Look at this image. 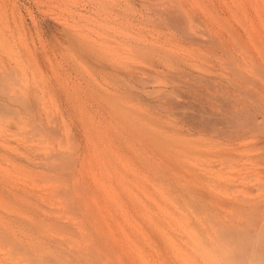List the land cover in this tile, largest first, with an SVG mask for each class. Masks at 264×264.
I'll return each instance as SVG.
<instances>
[{"label": "bare ground", "instance_id": "bare-ground-1", "mask_svg": "<svg viewBox=\"0 0 264 264\" xmlns=\"http://www.w3.org/2000/svg\"><path fill=\"white\" fill-rule=\"evenodd\" d=\"M136 3L133 0H126L125 10L121 9L129 14L130 12L136 13L132 14L140 16L142 19L149 18L150 20H147L150 22L152 19H156L167 30V35L171 38L166 41L180 46L183 53L177 56L165 52L161 57L155 56V59L149 60L150 64L147 69L142 71L135 70L136 67L133 70L130 64L127 66L122 63L128 67L126 68L121 62L118 64V61L110 60L113 65L117 63L123 67L121 69V66L110 67L109 65L113 72V77H111L118 85H121V87L115 85V88L117 87L116 94H118V87L120 91L124 88L128 93L127 95L121 93L124 97L132 94L131 96L134 95L139 99L144 96L147 98L146 101L150 100L151 105H148L151 107L149 109L151 108L154 113L172 116L175 114L174 118L180 117V119L177 118L178 121L177 119L174 121L173 118L174 123H172L175 125L177 121L176 125L170 126L168 130L160 127L151 128L148 133V145L144 146L143 151H139L144 168L140 172L142 177V180L139 179L141 180V182L139 181L140 186L139 183L138 185L136 183L135 186H139L140 195L134 191L132 196L124 195L125 201L122 200L123 203L125 202L133 208V210L127 208L129 211L126 214H130L132 211L135 214L134 216L130 214V219L126 220L128 222L133 220L134 227L132 222L131 225L128 224L132 226L128 227L129 230L121 227V230L127 229L126 233L124 230L121 232L125 235L123 238L126 237V241L123 243L122 240L121 244L119 239L123 238H120L121 235H117L120 233L116 234L118 228L116 231L114 229L122 225V223H117L119 217L116 215L119 213L114 212V209L115 211L117 209L116 205L120 204L116 203V208L112 209L113 198L120 200V196L116 197L118 195L116 192L112 194V191L117 189L115 182L122 183L125 192L129 190L130 186L132 188L133 183L129 185L127 182L129 180L125 181L127 178L123 176L125 174L121 175V168L128 167L126 166L128 162H125L127 159L126 150L134 152L133 145L131 146L129 141L134 142L133 139L138 135L132 128L126 137L123 133L124 125H121L120 127L123 129L118 126L111 138L108 139L107 145H104L106 162L109 163L107 167L115 165V167H108L107 171L112 169L111 173L115 172L118 176L114 174L112 176L110 173L111 177H108L107 174L106 180H98V176L97 180L91 178L92 180L89 181V174L87 172L88 176H86V171H84L85 166L87 167L84 165L87 152L83 153L87 151L86 148L83 152L80 151L81 154L71 157L68 156V153L67 156L60 154L54 150L55 146H53L54 149L51 152L53 155L49 156L51 162L44 164L49 170V172L47 171L49 175L52 172L56 176L53 178L54 176L51 175L53 178L51 180L56 185L53 184V186L55 185L53 187L52 181L50 182L49 189L51 186L52 188L46 189L47 193L49 192L47 196L60 197L61 195L63 197L60 199H63L64 207H61V200L60 207L64 208L67 217L71 214L73 220L74 216L79 220L78 223L74 221L83 229H81L83 231L82 239L77 233L78 239L81 244L82 241L88 243L86 245L83 243L82 247L79 244L78 247L79 242L77 243L76 239L77 246L74 245L75 238L73 237L76 236V232H70L73 230L74 224L70 227L72 220V222L67 220V223L71 222L69 226L66 224V220H64L65 224L62 223L61 216L65 217V213L54 216L51 214L53 211L42 212L39 209H35L32 214V228L35 232L40 233V242L48 241L56 251L47 252V248H42L39 242L36 245L31 243L29 246L17 242L14 235L16 232L19 233L21 227L25 225L22 217L23 209L20 204L22 199L29 194L23 196L25 193L21 190L22 188H17V185L9 179V168L6 163L9 164L15 158H12L13 154H11L12 151L15 152V148L12 149L11 140L18 135L21 136V134H17L19 130L13 122L18 121L16 119L23 115L24 111L31 109L33 103L31 98L22 94L19 78L15 77L11 82L9 77L11 72L6 70L0 73V245L18 248L24 255L25 264H43L46 260H52L55 264H117L114 263V259L108 257H120L116 251L122 250L125 243H127L126 253L124 251L118 253L126 257L127 264H264V36L258 30L255 32L256 36L252 37L251 35L254 31V18L259 17L258 20L261 24L264 23L262 22L263 14L261 15L264 9L262 10V6H260L261 3L264 4V0H200L199 5L196 4L199 12L191 6L187 8L186 3L177 0H163L162 2L159 0L156 5L145 4L142 0H139L138 5ZM133 5H137L139 9H134L136 7ZM78 10L80 12L78 15L85 18L90 26L100 25L106 19L104 0H86ZM137 17H133L132 20ZM56 26L52 23L50 25L52 41L56 42V35H59L60 40L76 52H92L98 48L99 42L107 43V37H104L102 28L94 30V27L88 26V30L97 32V38L94 41L76 37L77 31L74 30H72L74 32L71 30L68 32L69 30L61 29L57 32ZM100 26L104 27L103 24ZM25 28L29 35L34 34V29H37L34 24L31 26L30 23L26 24ZM260 29H263V25ZM229 31L230 39H233L232 43L235 45L234 48L230 43L232 39L229 41L226 37ZM4 32L2 34L4 35V45H20L19 33L10 28ZM6 40H9V44ZM125 43L122 46H125ZM149 43L140 45L135 51L141 55L153 56L156 54V47L153 42ZM107 45H110L109 40ZM110 61L104 60L103 62L111 64ZM100 64L97 63L99 66ZM6 66L7 63H1L0 68L5 69ZM101 66L104 68L102 64ZM118 67L120 69H117ZM188 67L191 71L186 70ZM164 69H170L169 71L172 70L175 73L174 81L163 85L160 82L161 84H158L160 86H156L155 83L159 82L157 80V82H152V85L155 84V88L146 89L148 85L151 86L150 81L157 77L161 78L159 75L170 74V72L165 74ZM186 75H188L187 78H190L188 80L198 79L200 82L194 81V84L197 85L191 86L192 84L189 85L191 82L184 79ZM110 84L113 88V83ZM111 92L115 93V91ZM179 93H183V96H180ZM118 95L115 98L111 93L110 97H113L110 98L111 102L108 100V103L113 104L117 99H120V95ZM131 96L126 98L130 99ZM180 97L183 99L177 101ZM96 99L101 105L103 104L101 97ZM103 100L105 101V99ZM121 100H117V102ZM98 102H96V106L99 105ZM108 103L107 106L109 105L111 108ZM112 109H114L113 112L117 111L115 107ZM108 110L110 111V109ZM35 118H33V122L36 125ZM169 118L165 120L168 122ZM119 120L120 118L117 121L118 124ZM124 120L122 119L123 122H125ZM166 121L164 122L166 123ZM40 122L38 126L34 124L32 126L40 128V124H42ZM159 124L156 123L161 126ZM43 125H45V129L48 124L44 122ZM51 127L50 129L56 133L57 128ZM167 127H169L168 124ZM48 128L49 125L45 129L46 133L43 134L47 137ZM44 129L40 128L39 130L43 132ZM34 131L36 132V129ZM39 132L37 130L36 134ZM8 133L11 134L8 135ZM8 136L11 138L9 139ZM53 137L52 139L49 137L50 139L47 140L54 141ZM55 137L57 144V134ZM38 139L40 140V138ZM105 140L106 136L103 138V141ZM43 141L46 142V139ZM85 144L83 145L86 146ZM30 151L32 154L28 152V156L30 154L34 156L38 152L33 148ZM137 151L134 152V155L137 154ZM39 152L41 153V151ZM16 153L18 154L17 151ZM39 155L41 157V154ZM45 157L48 161L47 153L43 160ZM29 158L33 159V157ZM121 159L123 160L120 161ZM36 160L35 163H38L39 160L43 164L42 158ZM17 161L19 162V160ZM41 169L40 174L42 172H45L44 175L47 174L44 169H42L43 171ZM37 171L39 170H35L36 174ZM38 177L40 176L38 175ZM41 177L43 179L40 181H43L45 176ZM110 179H114V183L110 182ZM46 180L48 181V179ZM70 183L71 186H69ZM113 184L116 187L115 190L112 189ZM110 189L111 191H109ZM27 196L25 198L29 197ZM121 206L123 207V205ZM122 207L121 209H124ZM125 211L126 209L124 213ZM126 214L125 216L128 217ZM115 217H118L117 220ZM106 220L119 225L112 226V228V223L110 222V224ZM104 221L105 224L102 223ZM106 222L110 224L109 228L111 227L113 232L110 231L111 229L108 230ZM102 224L105 225L103 226L105 231L102 229ZM63 229L68 230H66L69 233V235L66 234L67 239L69 236L71 238L67 240L63 237L64 241L66 240L67 245V242L72 243L71 248H68V245L65 252V249L62 250L65 247L59 246L55 237V233H59ZM131 229L137 231L133 232L137 237L130 232ZM46 234L54 237L44 238ZM138 242L139 247L135 245ZM61 250L64 255H61ZM123 257L116 259L117 262L120 260L118 264H123L122 262L125 261Z\"/></svg>", "mask_w": 264, "mask_h": 264}, {"label": "rangeland", "instance_id": "rangeland-1", "mask_svg": "<svg viewBox=\"0 0 264 264\" xmlns=\"http://www.w3.org/2000/svg\"><path fill=\"white\" fill-rule=\"evenodd\" d=\"M133 1H136L137 2L136 4L138 5L139 0H133ZM142 1L145 4H155L156 5L157 3H159V0H142ZM162 1L160 0V2H162ZM177 1L184 2L188 6L187 8H189L191 6L197 12H199L198 11L199 8H197L196 6L199 5L200 0H177ZM84 2H86V0H0V65H1V63H7V66L4 67L5 69L0 68V73L5 72L6 70H10L11 74L9 75V77H10L11 82H13V79L15 77H18L20 80V84L22 86V94H25L26 97H28L29 99L31 98V101L33 103V106H31V109L29 108V110L24 111L23 115H21L20 117H18L16 119L18 121L13 122L14 125L19 130L18 132L16 131L17 134H21V136L18 135L19 138H17L18 137L17 136L11 140V143H13L15 146L14 147L12 144V149L14 150V148H15V152L12 151L11 154H13L12 158L13 157H15V158H13V161L10 162L13 164L6 163L7 167L9 168V172H8L9 179L17 185L16 186L17 188H22L21 190L25 193V194H23V196H25L26 194H29L28 195L29 197L26 195L28 198H25L26 197L25 196L24 199H22L21 204H20L21 208L23 209V216L22 217L25 221V225L23 227H21V230L19 231V233L16 232L14 236H15V239L17 240V242L19 241L22 244H27L28 246L31 243H34L36 245L39 242V245L42 246V248H47L46 251L47 252L49 251V253L52 252L53 250L55 252L56 251L55 247L52 246L51 243H48V241L42 240L40 242L41 235H40V233H37L33 230V228H32L33 221L31 220V218H32V214L35 211V209H39L42 212L53 211V212H51V214H53L54 216H59V214L62 215L65 213L64 212L65 210H63L64 208H61V207H64V203H63L64 201H62L63 199L62 200L60 199V197H62L61 195H60V197L57 195L59 198L55 197V196L54 197H51L49 195H48L49 197L47 196V194L49 193V192L47 193V190H50L52 188L53 184H55L54 181L51 179L56 178V176L53 175L52 172H50L51 174L49 175V173H48L49 170L44 165L46 162H51L50 157H51V155H53L51 153L53 151L52 149L55 148L54 150H57V152H59L60 154H64L66 156L68 153V156L72 157V156H75L77 154H81L84 151V149L86 148L85 150H87V151L83 152V153L87 152L85 155V160H84V161H86V162H84V165H87V167L85 166L84 171H86L85 174H87V172H88L89 181L92 179L97 180L98 176L100 177V178L98 177V180H100V179L106 180L107 174L109 175L108 177H111L110 173L113 170L111 169V171H107V170H109V168L112 165H110V167L108 166L109 168L107 167V165H109V163L107 164V162H106L107 161V158L105 155V149L106 148H104V145H107L106 143L108 142V139L111 138V136L114 134V130H116L118 126H119L118 128L121 129L122 127H120V126L124 125L123 126L124 129L123 128L122 129H123V133L125 134L126 137H127V135H129V131H131L132 128L135 129V131L138 133V135L133 139L134 142L133 141H129V142H131V146L133 145L132 149L135 153L138 150L137 154L134 155V152L131 153L132 150L131 151L126 150V158L127 159L125 162H128L129 165L127 163H125V164H127L126 166H128L126 169H124V167H122V168L119 167L122 170V171L120 170L121 175L125 174L123 176H125L127 178L125 181L129 180V181H127V182H129L128 183L129 185L131 183H133L132 184L133 189L131 188V186L129 187V185H128V187H129L128 189L131 191V193H129L130 192L129 190H128L129 192L124 191V187H123L122 183L115 182V184L117 185V189L114 186V184L112 185V187H113L112 189H114V190L116 189L115 191H112V194H114L116 192V194L118 196H116V194H115V196L116 197L120 196L119 198L121 200V203H123L122 200L125 201L126 195L132 196L134 193H137V194L140 193L138 190V188L140 186V182L142 180L140 172H141V169L143 170V168H144V165H142V163H141L140 152L144 150V146L148 145V133H150L151 128L153 129L155 127H160V128H163L164 130H168V128H170V126H175L176 122L180 119V117H178L177 115L176 116L179 119L174 118L175 114H173V116H172L169 114H163V115L159 114L158 115V114L154 113L151 108L149 109V107H151V106H149V105H151V101L148 100L149 101V103H148V101H146L147 98L144 96L142 97V99L141 98L139 99L138 97H136L134 95H133L134 96L133 97V96H131L132 94L128 95V96H131V97H129L130 99L126 98L128 96L124 97V95H122V94L126 93L124 88L123 89L121 88L122 89L121 91L119 90V87L117 89L118 94H119V91H120V94L122 93L121 95L119 94L120 99H117V100H121V96L124 97V98L122 97V100L120 102H117V100L114 99V100H116L115 102L117 105L115 104V102L113 103L114 105L112 103H108V100H109V102H111L110 98L113 97V96L110 97L111 93H113L115 98L118 95V94H116V88L117 87L115 88V85L121 87V85L120 84L118 85V83L115 82V79L112 78L113 72H111V68H109V65H110V67H112V66H114V67L115 66H121L122 67L123 64H126L127 66H129L128 64H130L132 66L133 70L136 67L135 70L140 69L142 71V70L147 69V67L150 64L149 60H151V58L155 59L156 58L155 56L161 57L163 55V53H165V52L166 53L170 52L171 55L172 54L177 55V56L182 55L183 50L180 49V46L174 45L175 43L173 44V43L167 42L169 39H171L169 37V35H167L168 34L167 30L165 28H163V26H161L156 19H152V21L150 22L147 20L149 18L142 19V18H140V16L137 17V15L136 16L133 15L136 13L132 12L133 13L132 14L130 12V14H129V12L122 11V9L125 10L124 5H125L126 0H104V6L106 7V10H105L106 19L103 21L104 23L102 22L100 24V25L103 24L104 27L100 26L99 24L96 26H90L89 25L90 23L85 18H82L81 16L78 15V13H80L78 9H80V7H82V4ZM163 3H166V2H163ZM261 4H260V6H262L261 9L263 10L264 4H262V5ZM137 5H133L134 7H136L134 9L138 8ZM200 9H201V6H200ZM263 12H264V10H263ZM263 12L261 13V15L263 14L262 17H264ZM132 16L134 18L137 17V19H135L137 21L132 20V18H133ZM258 18L253 19L254 31H252L253 34L251 33L252 37H253V35L254 36L257 35V34H255L256 30H258L259 32L261 31L260 33L264 36V31H263L264 30V23L261 24V22L258 20ZM256 20L258 23L256 22ZM262 22H264V20H262ZM29 23L31 24V26H32V24H34L37 27V29H34V32L32 30V32L34 33V34L31 33L32 35H29L28 31L25 28L26 24H29ZM51 23L57 25L56 26L57 32H59V30H61V29L66 30V31L69 30L68 32H70V30H71V32L77 31L76 37L87 38L88 40L91 39L94 41H96L95 38H97V32L94 33V31L88 30V26L91 28L94 27V30L95 29L98 30L99 28H102L104 30L103 31L104 35H105L104 37H107V43L109 40L110 45H107V43H105V42H99V46L95 51L88 52V53L87 52H81V51L76 52L75 50L72 49V47H68L66 45V43H64V41L62 42V40H60V38L58 37L59 35H56V33H55V35L57 36V41L56 42L52 41V39L50 38L51 37V28H50ZM260 24H261V27L263 25V29H260L261 28ZM8 28L13 29L15 32L19 33V36L21 37L20 45H11L8 43L9 40H6L7 44H9V45H4V41H3L4 35H2V34L5 33L4 30L6 31V29H8ZM72 30H74V31H72ZM229 33H230V31H229ZM229 33H227L228 35H226V37L230 41L232 38L230 39L231 33H230V35H229ZM122 36H124V37H122ZM166 36L168 39L166 38ZM252 37H251V39H253ZM112 39H113V43L115 42L114 44L112 43ZM144 40H145V42H143ZM99 41H101V40H99ZM149 41H150V43H149ZM232 41H233V39L230 41L231 47L234 48L235 45H234V43H232ZM151 42H153L154 47H156L155 48L156 54H154L153 56H150V55L147 56V55H143V54L141 55V53H137L135 51V49H137L140 45H144V44L146 45V43L152 44ZM124 43H125V46H122V45H124ZM126 44H127V46H126ZM168 44H170L171 46ZM174 46H176V47H174ZM131 48H132V50H130ZM133 49H134V51H133ZM180 50H181V52H180ZM104 60H107V62L110 60H112V61L114 60V62L118 61V64H120V62H121V64L122 63L123 64L117 65V63H116V65H113L112 64L113 62L111 63V61H110L111 64H108L107 62H103ZM97 63H99V64L101 63L104 68H102L101 64H100V66L97 65ZM126 65H123V66L126 67ZM133 66H134V68H133ZM125 67H124V69H125ZM126 68H128V67H126ZM117 69H120V68L118 67ZM121 69H123V67ZM102 70H105V71L102 72ZM164 70H165V74H167L168 72H170V74L168 73L166 76L162 74L163 78H162V75H159V76H161L162 80H161V78L158 79L159 77H157L155 80L150 81L151 83H149V84H151V86L148 85L146 87V89L155 88L156 86H160V85H158L160 82H162V85H163L164 83L167 84V83H170V81L171 82L174 81L173 77H174L175 73L172 70L169 71L170 69H164ZM164 70H163V73H164ZM186 70L191 71L189 67H188V69L186 68ZM109 71H110V73H109ZM172 74H173V76H172ZM187 77H188V75H186L184 77V79H186L188 82H191L189 84V85L192 84L191 86H193L194 81L196 83L200 82L198 79H192V81H193V83H192V81L188 80L190 78H187ZM107 78L114 80V81L111 82V80H108ZM166 78L167 79L169 78V79L167 80ZM174 78H176V77H174ZM157 80L159 81L158 83H155L157 85L156 86H154L155 84L152 85V82H155V81L157 82ZM109 82L113 83V86H114L113 88L111 86L112 84H110ZM195 84H194V86L197 85V84L196 85ZM112 89H115V90H112ZM111 91H115V93L111 92ZM96 94H97V96H94ZM127 94L128 93H126L125 95H127ZM182 94L179 93L180 96ZM100 97L102 98V100L101 99L100 100L103 101V104L105 105L104 106L102 104L104 107L100 104V102H98L99 100L97 101V99H96V98L99 99ZM103 99H105V101ZM182 99L183 98L180 97V98H178L177 101L182 100ZM111 100L113 101V99H111ZM96 102H98L100 107H99V105L96 106V104H97ZM124 102L126 105L124 104ZM107 103L111 105V108H109V105L107 106ZM118 104H119V106L121 105L119 110H118V107H119ZM142 106L146 110L144 108L142 109L141 108ZM106 107H108L107 111H105ZM112 107L113 108L115 107V110L117 109V111L113 112L112 110H114V109H112ZM108 109H110V111H112L113 113L110 112ZM95 110H97V111L95 112ZM138 111H140V112H138ZM124 112L126 115L124 114ZM121 117L123 120L125 117V120H124L125 122L122 121ZM33 118H35V121H37V122L39 121V119H41L40 120L41 122L39 121L40 123H42V124H40L41 129H44L45 125H43V124H44V122L45 123L47 122V124L49 125L48 130L50 133V134L47 133L48 137L46 135H43L46 133L45 129H47L48 125H46L47 127L44 129L45 131L43 130V132H44L43 133L41 130H39L40 128H38V127L35 128L34 126H32L34 124ZM119 118H120V120H119L120 122L118 124L117 121ZM168 118H169V121L167 122L166 120H168ZM173 118H174V121H175V119H177V121L175 122V125H173V123H174ZM121 121L123 124L121 123ZM152 121H154V122L152 123ZM164 121H166V123ZM37 122H36V125L38 126L39 122L38 123ZM162 122H163V124H162ZM115 123H117L118 125L116 124L117 125L116 126ZM156 123H158V124L160 123L161 126H163V127L156 125ZM167 124L169 127H167ZM50 127L51 128L54 127L53 129L57 128V130H56L57 132L55 133V131L50 129ZM17 129H14V130H17ZM35 129H36V132L35 131L34 132H35L36 136L34 135V132H33V130H35ZM37 130L40 131L38 133L39 136H40V133H41V136L43 135L42 139H41V136L40 137L37 136L38 135V134H36ZM51 130H52V132H50ZM79 132H81V133L79 134ZM10 134L11 133H8V135H10ZM56 134L58 136L57 144L55 142L57 139L55 137ZM53 135H54V137H53ZM105 136H106V140L103 141V138ZM43 137H46V138H43ZM49 137H51V139L53 137V139H54V141L50 140V142L51 141L53 142V143L51 142V144H50L49 140H47ZM140 137L143 138V140H140L141 139ZM8 138L10 139L11 137L8 136ZM38 138H40V140ZM45 139H46V142L43 141ZM36 141H37V143H36ZM83 144H85L86 146H84ZM141 145H142V147H141ZM28 146H30V147L28 148ZM34 146L37 148H35ZM53 146H55V147L53 148ZM82 146H83V148H82ZM27 148H28V150H27ZM32 148L38 150V152L36 151L37 153H35V151H33L35 153V155H34L35 157L33 155H31L32 151H30V150ZM135 148H137V149H135ZM19 150L21 151L20 152L21 154L19 153ZM16 151L18 152V154L16 153ZM39 151H41V153ZM80 151H82V152H80ZM23 152H25V153H23ZM28 152L31 153L30 156H28V154H27ZM46 153H47V156L49 158L48 161L46 160L47 159L46 157H45V160H43L44 156H46ZM37 154H38V156H37ZM39 154H41V157ZM29 157H33V159H31ZM39 158H42L41 161H43V164H42L38 160V163L40 164L39 166L43 165L41 167L38 166V163H35V162H37L36 159H39ZM30 159H31V161H30ZM34 159H35V161H32ZM17 160H19V162ZM122 160L123 159H121L120 161H122ZM33 162L37 165H35ZM89 162H90V164H89ZM91 165L95 168V171ZM104 165H106L105 166L106 168L104 167ZM32 166H34L35 170H39V171H37V174H36L35 170H33L34 168H32ZM113 166L115 167V165H113ZM129 166L130 167L132 166V167L130 168ZM41 168L44 169V171H46L47 174L44 175L43 173H45V172H42L40 174ZM123 170H124V172H123ZM94 172H96V173H94ZM142 173H143V171H142ZM35 174L37 175V177H38V175L40 177H38V179H37ZM60 174L62 175V172H60ZM88 174L86 176H88ZM98 174H100V175H98ZM111 174H112V176H113V174L117 175V173H115V172L114 173L112 172ZM46 175H49L50 178L48 176L46 177ZM51 175H52V177L53 176L54 177L52 178ZM32 176H34L35 178ZM41 176H45V179L43 181H40V179L41 180L43 179ZM46 179H48L49 182ZM139 179H141V180H139ZM34 180L38 181V182H35ZM47 182H48V184H47ZM110 182L114 183V179H110ZM136 183H137V185L139 183V186H137V185L135 186ZM46 184H47V187H46ZM50 184L52 186L49 189ZM55 185L53 187H55ZM71 185L72 184L70 183L69 186H71ZM125 185H126V182H125ZM137 190H138V192H137ZM109 191H111V189ZM49 198H50V200H49ZM113 199L115 201L113 200L114 204L112 203L113 207L112 206L111 207H112V209H114V207L116 208V206H117V209H116L117 212L115 211V209H114V212L116 214H118V213L120 214V215L119 214L116 215L120 219L118 217H115V219L117 220V218H118L117 223L118 222H119V224L122 223V225H120V227H119L118 226L119 224L116 225L113 222L108 221L110 219H108L106 221H108L109 223L110 222L112 223L111 227L112 226L115 227V225L118 226V227L114 228L115 231L118 228L117 229L118 231L116 232V234L120 233L117 235H119V236L121 235L120 238H123V236H125V235L122 234L121 232L124 229L121 230V227L127 228L129 230V228H131L134 225V223L132 222L133 220H130L129 222L127 220L130 219V216H129L130 214H133L132 216H134L135 213H133V211H132L130 214H126V212L129 211V209L133 210V208L130 205H127V203H125V202L123 204H121L120 200L118 198L116 199L114 197ZM60 200L62 201L61 207H60ZM116 200H117V202H116ZM109 202H108V204L110 206ZM116 203L123 205L124 209H121L122 206L120 207V205L118 206V205H116ZM127 208H129V209H127ZM125 209H126V211L124 213ZM121 210H122V213H120ZM125 214L128 215V217H126ZM69 215H71V214H69ZM69 215L67 217V215L65 213V217L67 219H64L65 218V217H63L64 215L61 216L62 223L65 224L64 220H66V224H68V226L72 221L73 222L77 221V223H78L79 220L75 216H74V220H73V215H71L72 219H71V216H69ZM109 218H110V216H109ZM121 219H122V221H121ZM67 220H69V221L72 220V221L70 223H67ZM124 220H126L127 222ZM73 222L70 224V227L72 224H74V226H73L74 228L72 227L73 230L70 229L71 230L70 232H72V231L76 232L77 237L74 236L75 234L74 235L72 234L74 236V237L73 236L72 237L75 238L74 245L77 246V243L79 242L78 247L80 245H81L80 247H82V246H84V245H82L84 242L81 240L82 244L80 243V239H78V235H80L81 236L80 238L82 239V236H83L82 230L83 229L80 228L78 226V224H76L75 222L73 223ZM131 222H132V226H129V225H131ZM102 223L105 224V221ZM109 223L107 224V222H106V224H107L106 227H108V230L111 229L110 231L113 232L114 231L112 229L113 227L109 228V226L111 224V223L110 224ZM75 224H76V227H75ZM104 224H102V229L105 231V227H103V226H105ZM77 227H79V228L76 229ZM127 229L124 230V233L127 232ZM66 230L67 229H63V230H61V232H59V233L56 232L57 234L55 233V237H56V240L59 242V246L61 245V247H63V246L65 247L62 249V250L65 249L64 252L68 248H71V244H72V243L67 242L69 245L68 246L65 242L66 240L64 241V238L67 239V235H69V233H67ZM96 231H98V230H96ZM135 231H132V229H131L130 232L133 235H135L134 234ZM77 233H79V234L77 235ZM85 233H86V230L84 231V236H85ZM47 235L48 234H46L44 236V238H47V237L53 238L54 237L52 235L51 236H47ZM69 237L67 240L71 239ZM76 239H77V243H76ZM122 240L124 243V241H126V237H124L121 240L119 239L121 244H122ZM87 243L88 242H86L84 244L86 245ZM34 244H32V245H34ZM126 244L127 243H125V245L123 244L122 250L119 249L116 251V253L118 255H120V257L114 258L111 256L108 258L112 259V260L114 259L113 260L114 263L116 262L118 264V262L120 260H118V262H117L116 259H119V258L121 259V257H123V256H121L123 254H120L122 251H124V253H126V250H127ZM138 244H139V242L137 244L135 243V245L137 247H139ZM67 246H68V248H67ZM62 250H61V255L64 253V252L62 253ZM118 252H120V253H118ZM123 258L122 259L125 261L122 260L123 261L122 263L127 264L126 263V257H123ZM24 260H25L24 255L22 254V252H20V250L18 248L0 245V264H25ZM43 264H55V263L52 260H49V261L46 260V261H44Z\"/></svg>", "mask_w": 264, "mask_h": 264}]
</instances>
